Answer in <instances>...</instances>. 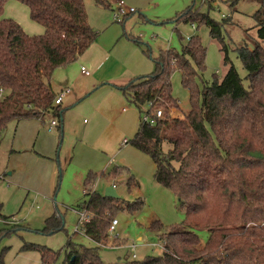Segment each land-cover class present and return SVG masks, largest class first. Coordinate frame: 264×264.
<instances>
[{
    "label": "trees",
    "instance_id": "1",
    "mask_svg": "<svg viewBox=\"0 0 264 264\" xmlns=\"http://www.w3.org/2000/svg\"><path fill=\"white\" fill-rule=\"evenodd\" d=\"M8 1L0 0V89L4 92L0 98V146L1 134L12 120L47 115L63 118L61 106L54 104L52 77L57 69L75 63L98 39L83 0H15L43 27V33L35 36L5 16ZM93 1L109 7L107 0ZM194 10L193 1L174 20L210 28L225 52L224 64L229 65L225 76L199 90L194 79L206 68L207 50L200 38L191 37L180 53L161 50L153 56L149 50L154 72L119 88L140 115L163 112L153 125L141 122L127 143L150 157L154 181L169 189L185 210L184 220L177 226L160 221L150 224L162 243L161 254L123 264H264V0L253 15L257 34L253 46L237 49L247 86L226 52L223 28L231 22L218 23ZM176 71L189 93L190 110L182 117L171 116L179 110L171 87ZM145 107L147 111H143ZM123 169L115 167L101 177L117 179ZM96 182L97 175L91 172L83 182L89 197L86 210L91 215L83 234L98 246L88 248L69 240L64 264H104L99 249L109 240L112 221L121 213L134 215L144 208L140 197L129 202L98 194L93 189ZM131 183L134 178L127 185ZM10 219L3 214L0 200V221ZM46 225V231L64 229L63 219L56 215ZM199 230L207 233L204 243ZM22 249L39 252L42 264H56L60 256V252L33 244ZM6 250L0 252V264H5Z\"/></svg>",
    "mask_w": 264,
    "mask_h": 264
},
{
    "label": "rangeland",
    "instance_id": "2",
    "mask_svg": "<svg viewBox=\"0 0 264 264\" xmlns=\"http://www.w3.org/2000/svg\"><path fill=\"white\" fill-rule=\"evenodd\" d=\"M83 1L98 39L79 60L57 69L52 77L51 85L57 94L61 88L70 89L61 107L63 118L47 115L43 121L12 120L1 134L0 200L3 214L11 218L0 221V252L7 249L3 255L5 264H42L39 252L22 249L28 244L60 252L56 264H64L69 240L88 248L98 246L80 230L75 231L79 213L89 200L83 186L89 172L97 175L93 189L98 194L104 195L108 186H115L122 200L132 202L140 197L145 202L140 212L116 217L119 224L115 233L99 249L104 264H123L132 243L138 244L134 252L137 260L162 253V243L149 229L150 224L160 221L165 226H177L184 220L185 210L169 189L154 181L155 167L150 157L130 144L120 145L135 136L143 116L116 85L126 86L154 72L149 50L153 56L161 50L180 53L191 37L200 38L207 50L206 68L194 79L199 90L225 76L229 69L223 60L225 52L211 36L210 28L174 20L192 7L193 1L195 12L207 14L218 23L231 22L223 28L226 52L244 85L248 84L237 49L252 47L257 38L253 15L260 0H123L135 10L124 22L123 17L130 13L115 18L120 0H107L109 7L96 5L93 0ZM5 15L30 36L44 31L20 2L9 0ZM81 66L89 76L81 73ZM181 80L179 71L172 74V95L179 102V110L172 112V117H182L190 110L189 93ZM52 119L59 127L63 120V130L48 133L46 126ZM115 167H124L119 178L101 177ZM132 178L134 183L128 186ZM54 215L63 219L64 229L46 231V220ZM198 235L204 243L207 233L199 230Z\"/></svg>",
    "mask_w": 264,
    "mask_h": 264
},
{
    "label": "built area",
    "instance_id": "3",
    "mask_svg": "<svg viewBox=\"0 0 264 264\" xmlns=\"http://www.w3.org/2000/svg\"><path fill=\"white\" fill-rule=\"evenodd\" d=\"M117 11L118 12L115 14V18L116 19L117 18H120L121 15L124 16L127 13H133L135 10L133 8H128L126 6V3L123 0H120L119 3H118ZM119 21H121V20L119 19ZM193 27H195V26L193 25ZM81 71L85 75H87V76L89 75V72L84 67L81 68ZM69 92H70L69 89H65L62 92H60L59 94H57L56 97H55L54 104L56 106H60L61 103H62V101H63V98ZM3 94H4V92L0 89V98H2ZM149 106H151V104ZM162 116H163V112L161 110H156L153 113V116L152 115L150 116V115L144 114L143 115V118H142V122L149 123V124L153 125L155 123L156 119H160V118H162ZM57 125H58V122H57L56 119L51 120L50 123H49V125H48V127H47V131L50 132V133L53 132L54 129H55V127ZM79 216H80L79 223H78L77 227L75 228V231H79L80 230V232L83 234V232H84V225H85L86 222L89 221L91 215L85 209L84 211H82V212L79 213ZM118 224L119 223H118V220L117 219H115V220L112 221V223H111V225L109 227V234L110 235H113L115 233L116 227L118 226ZM137 245L138 244H136V243H132V244L129 245V247L127 249H129L130 251L126 255V258H125L126 261L137 259L136 254L134 253L135 250H136V248H137Z\"/></svg>",
    "mask_w": 264,
    "mask_h": 264
},
{
    "label": "crops",
    "instance_id": "4",
    "mask_svg": "<svg viewBox=\"0 0 264 264\" xmlns=\"http://www.w3.org/2000/svg\"><path fill=\"white\" fill-rule=\"evenodd\" d=\"M5 16H7V15H5ZM7 17H11V16H7ZM82 56H83V55H82ZM82 56H81V57H82ZM81 57H80V58H81ZM80 58H79V59H80ZM79 59H78V60H79ZM82 67H84V66H81V68H82ZM81 68H80V70H81ZM84 68H85V67H84ZM81 73L83 74L82 71H81ZM84 75H85V74H84ZM89 75H90V73H89ZM89 75H88V76H89ZM86 76H87V75H86ZM105 80H106V81H109L108 78H106ZM106 84H108V83H106ZM51 86H52V85H51ZM116 86H117V87H116L117 89L120 88L119 86L123 87V85H116ZM52 89H53V91L55 92V94L57 95V91H56L53 87H52ZM65 89H69V88H68V87H65ZM65 89H64V90H65ZM69 90H70V89H69ZM62 91H63V89L61 88V89L59 90V93L62 92ZM59 93H58V94H59ZM69 93H70V92H69ZM69 93H68V94H69ZM68 94H67V95H68ZM65 97H66V96H65ZM63 101H64V98H63ZM63 101H62V103H61V105H60L61 107L63 106ZM125 111H126L125 108H123V112H125ZM41 120L43 121V118H42ZM52 120H54V119H52ZM20 122H22V121H19L18 123H20ZM63 123H64V121L62 120V121H61V124H60V127H59V125H57V126L55 127V129L59 128L60 130H61V129L63 130ZM48 125H49V123L47 124L46 128L48 127ZM55 129H54V131H55ZM54 131H53V132H54ZM47 132H48V131H47ZM53 132H51V133H53ZM48 133H50V132H48ZM127 142H128V141H126V139H124V140L120 143V145H121L122 147H126L127 144H128ZM60 169H61V168H60ZM154 170H155V169H154ZM84 193H85V191H84ZM1 202H2V201H1ZM11 217H12V216H11Z\"/></svg>",
    "mask_w": 264,
    "mask_h": 264
},
{
    "label": "water",
    "instance_id": "5",
    "mask_svg": "<svg viewBox=\"0 0 264 264\" xmlns=\"http://www.w3.org/2000/svg\"><path fill=\"white\" fill-rule=\"evenodd\" d=\"M104 197L107 198H112V199H119L120 196L118 195L115 186H108L105 190V193L103 195Z\"/></svg>",
    "mask_w": 264,
    "mask_h": 264
}]
</instances>
